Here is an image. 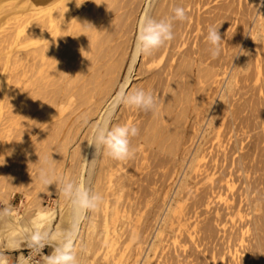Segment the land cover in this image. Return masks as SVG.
<instances>
[{
	"label": "rangeland",
	"instance_id": "rangeland-1",
	"mask_svg": "<svg viewBox=\"0 0 264 264\" xmlns=\"http://www.w3.org/2000/svg\"><path fill=\"white\" fill-rule=\"evenodd\" d=\"M102 2L97 8L88 10L87 16L79 23V27L83 24L79 29L82 30L81 33L84 31L86 34L85 21L92 23V26L99 25V33L105 34L101 37L100 34L97 35L100 40L95 41L97 45L94 43V47L96 48L107 34L109 46H104L114 49V59L119 58L117 55L120 54V48L124 47L119 42L126 44L130 41L126 63L114 89L116 94L132 56L138 27L135 24L144 14L146 3L142 0ZM175 7H183L187 13L185 21L174 22V26L179 27L177 33L181 31L183 34V51L192 46L196 49L204 46L209 51L207 29L211 25L220 26L223 51L219 57L211 56L209 59L217 63L214 68L220 75L216 85L212 87L214 92L209 90L208 99L199 96L201 107L197 114L190 112L191 114L182 119L181 142L176 156L160 153L154 146H150L146 149L143 165L139 164L142 153L138 150L133 158L123 162L122 167L126 168L123 171L127 170L132 178L128 182L131 186L127 187V190L125 188V191L122 190L118 203L123 206L125 212L127 211V216L124 222L120 223L122 226L117 224L118 228L121 226V230L116 247H122L131 233L136 237L118 264H144L146 257L148 259L145 264H264V23L257 16V8L247 4L246 0H151L146 15L155 19L169 17ZM95 12L98 14L94 15ZM97 19H101L102 23ZM15 20L13 16L6 18L5 23L0 26V38L2 33L5 34L15 25ZM241 49L246 55H237ZM2 50L0 44V59L3 58ZM224 59L228 61L224 64L226 67L222 66ZM163 65L162 59L154 65V71L161 72ZM137 66L138 63L134 69H137ZM225 68L227 73L222 74V69ZM134 73L135 71L131 74V85L138 83L139 77L134 76ZM162 76L164 79L165 73ZM230 81L234 82L232 91L224 94L221 101L218 97ZM129 89L130 87L127 90ZM209 119H214L211 121L213 124L207 126ZM139 120L133 124L136 125ZM85 130L86 128L81 135ZM0 140L1 150L4 145L1 136ZM30 143V140H27L24 144L22 155L26 153ZM198 149L204 159L195 171L196 167L189 169V160ZM1 159L3 157L0 155V204H11L20 215L23 213L20 202L23 201L28 216L39 205L42 209H48L54 208L55 202L64 201L59 199L55 184L48 188L40 184L36 169L21 177L27 180L21 181L19 176L22 191L15 190L7 201H2L4 191L7 192L4 184H8L2 182L8 168H2ZM56 171L58 175L67 178L72 176L70 173L66 175L63 169ZM84 175L85 179L86 172ZM118 175L117 173L114 177L118 178ZM15 178L17 181V177ZM183 178L186 183L180 188ZM106 188L104 186L97 191L105 195L104 201L111 203L112 194L115 192H108ZM23 195H26L27 199H24ZM107 211L102 206L99 212L91 214L88 218L79 235L81 237L76 241L78 255L85 239L93 236L94 240H101L104 231L103 220ZM107 226V230L111 232L112 225L109 223ZM158 231L161 232L158 233L160 236L157 235ZM240 233L242 234L239 236ZM95 242L96 246L83 254L84 262L80 261V264L104 262V245H101L100 241ZM50 251L49 247L43 249L45 255ZM20 252L27 257L29 249L21 247L19 250L0 252V257L6 258L8 264H17L16 259ZM130 252L135 256L127 261ZM39 257H35L36 263H40ZM108 263L107 260L103 264Z\"/></svg>",
	"mask_w": 264,
	"mask_h": 264
},
{
	"label": "bare ground",
	"instance_id": "bare-ground-1",
	"mask_svg": "<svg viewBox=\"0 0 264 264\" xmlns=\"http://www.w3.org/2000/svg\"><path fill=\"white\" fill-rule=\"evenodd\" d=\"M102 1L0 0V26L5 23L7 17L16 18L15 25L8 32L6 31L7 33H2L0 38V44L3 47V58L0 59V136L4 140L0 155L3 157L1 159L2 168H8V172H5L7 174L4 173L5 181L2 182H8V184H4V187H7V192L4 191L5 195H2L1 200L7 201L15 190L22 191L20 182L26 178L22 179L21 177H25V174L32 170L39 169V157H48L54 160L56 170L63 169L66 175L70 173L72 175L70 179L84 178L86 172L85 180L90 188L97 191L106 186L107 191L115 193L112 194L113 198L111 197V203L108 202L109 205L106 201L103 204V209L106 211L108 209V213L103 220L104 231L100 242L98 239L94 240L93 236L85 239L79 259L82 261L83 254L93 246L95 247L97 244L95 241H97L101 245L103 244L106 250L102 254L103 261L108 260V264H118L123 258L125 250L130 248L129 244L136 237L134 233L130 232L131 236L126 243L122 247H116L122 226L120 223H123L127 216V211L125 212L123 206H119L118 203L122 196V190L125 191V188L127 190V187L131 186L128 182L132 176L128 174L127 170L123 171L124 161H115L104 155L96 156L94 147H90L87 142L91 138L92 127L105 119L111 120L113 123L133 124L134 121L141 118L140 122H137L138 125L136 124L140 130L139 135L131 142L132 146L142 153L140 158L142 160L139 164L145 163V152L150 146H154L160 153L174 157L178 153L181 142L182 119L184 120V117L190 112L197 114L201 107L199 96L203 97L200 99H208V92L210 89L212 90L213 85H216L220 72L214 68L217 63L209 60L211 54L206 47L200 46L196 49L192 46L183 51L181 49L184 46L183 34L181 31L177 33L179 27L174 26V40L153 56L139 59L134 58L133 55L130 57L123 82L115 94L114 89L126 63L130 41L126 44L119 42L124 47L120 48V54L117 55L119 58L114 59V49L104 46L109 43L107 34L99 42V45L94 47L95 41L100 40V37L105 34V32L99 33L97 27L99 25L91 27L86 25L84 27L86 34L84 31V34L81 33L82 30L79 29L83 26L81 23L82 25L79 27V23L82 18L87 16L88 10L97 8ZM246 1L247 4L257 8V16L264 23V5L261 4V1ZM142 2L146 3V10L140 20L146 16L151 5V0H142ZM96 14L98 13L95 12L94 15ZM97 20L102 23L101 19ZM140 20L136 21V26ZM107 22L105 23L107 24ZM106 29L103 30L106 31ZM98 34L100 37L97 36ZM116 52L118 51L116 50ZM162 59L164 65L161 72H155L154 65ZM227 62L224 59L222 66ZM137 63L139 66L134 69ZM133 71H135L134 76L139 78L138 83L131 85ZM164 73L165 78L163 79ZM226 73V68L222 69V74ZM233 83L230 81L226 84L227 92L232 91ZM128 87H130L129 90L143 88L152 91L156 96L158 95L159 110L153 114L122 105L117 107V93L121 89H128ZM213 90L212 92H214ZM223 97L224 95H221L220 99L223 100ZM83 117H87L89 121L87 126L83 124ZM212 120L208 122L207 126L213 124ZM85 128V132L81 135ZM262 134L264 137L263 128ZM27 140H30L31 143L26 153L22 155V148ZM199 152V149L196 150L189 160L191 167L189 169L196 167V171L199 163L204 159V155ZM93 159L95 160L92 161ZM68 164L69 167H67ZM117 173L119 174L118 178L114 177ZM15 177L18 179L17 181H15ZM183 179L179 185L180 188L185 186V178ZM227 187L230 188L228 185ZM24 199H27L26 195ZM59 199H63L60 194ZM54 204V208L48 209L46 207L42 209L39 205L34 208L32 213L36 211L54 212V226L56 230H59L66 221L68 206L66 201ZM20 207L23 208L22 214L19 215L14 211L13 223L17 235H22L23 227L32 219V214L27 216L23 201L20 202ZM87 222L88 219L82 223L79 235ZM109 223L112 225L111 232L107 230ZM117 224L121 226L118 228ZM178 225L180 226V222ZM8 233L7 226H0V252L19 250L22 247L9 241ZM158 233L161 234V232H157V235L160 236ZM44 256L46 255L44 254ZM132 256L135 254L130 252L126 260L129 261ZM24 257V254L20 252L16 259L17 264H29L24 260ZM39 258L40 263H36L34 259L32 264H44L43 256ZM147 259V257L144 259V264ZM6 261V258L0 257V264H7Z\"/></svg>",
	"mask_w": 264,
	"mask_h": 264
},
{
	"label": "clouds",
	"instance_id": "clouds-1",
	"mask_svg": "<svg viewBox=\"0 0 264 264\" xmlns=\"http://www.w3.org/2000/svg\"><path fill=\"white\" fill-rule=\"evenodd\" d=\"M261 4L264 5V0H261ZM186 19L187 13L183 7L173 8L172 15L165 18L144 16L138 23L132 49L133 57L139 59L153 56L174 40V22H183ZM84 25L92 26L87 22ZM219 27L211 25L207 29L206 39L213 58L219 57L223 51ZM239 54L246 55L242 49L237 55ZM227 91L226 86L221 94L224 95ZM116 101L117 107L122 105L145 113L155 114L159 110L158 97L152 91L143 88L121 89L117 93ZM83 124L85 126L89 124L87 117H83ZM139 131L132 123H113L105 119L92 127L91 138L87 142L90 147H94L96 156L104 155L115 161H127L136 154L131 142L139 135ZM39 162L37 179L40 184L47 188L55 184L58 193L67 203L68 212L64 225L56 230L54 212L36 211L32 213L29 223L23 227L22 235H17L13 223L15 219L13 206L0 204V226L9 228L7 239L14 245L29 249V256L24 257L29 264H32L36 256H43L44 264H80L76 248L80 227L91 214L101 210L104 196L90 188L83 177L70 179L58 175L54 160L39 157ZM45 247L51 248V252L46 256L43 253Z\"/></svg>",
	"mask_w": 264,
	"mask_h": 264
},
{
	"label": "crops",
	"instance_id": "crops-1",
	"mask_svg": "<svg viewBox=\"0 0 264 264\" xmlns=\"http://www.w3.org/2000/svg\"><path fill=\"white\" fill-rule=\"evenodd\" d=\"M7 264H8V260H7Z\"/></svg>",
	"mask_w": 264,
	"mask_h": 264
},
{
	"label": "built area",
	"instance_id": "built-area-1",
	"mask_svg": "<svg viewBox=\"0 0 264 264\" xmlns=\"http://www.w3.org/2000/svg\"><path fill=\"white\" fill-rule=\"evenodd\" d=\"M261 1V0H260Z\"/></svg>",
	"mask_w": 264,
	"mask_h": 264
}]
</instances>
